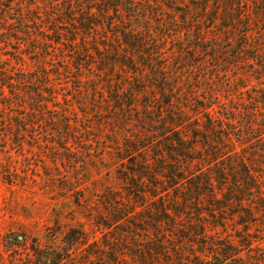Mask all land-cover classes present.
Returning a JSON list of instances; mask_svg holds the SVG:
<instances>
[{
  "label": "rangeland",
  "instance_id": "1",
  "mask_svg": "<svg viewBox=\"0 0 264 264\" xmlns=\"http://www.w3.org/2000/svg\"><path fill=\"white\" fill-rule=\"evenodd\" d=\"M11 82L30 94L45 83L57 122L53 112L39 114L38 124L8 134L4 124L29 110L17 97L11 108L2 104ZM205 111L247 131L252 124L237 150L264 185V0H0V264L63 245L74 228L89 236L70 249L71 264H89V244L114 236L136 261L131 251L147 238L121 232L110 213L115 201L137 211L146 204L128 196L122 177L132 178L141 153L152 163L164 149L151 125L192 138L196 118L204 130ZM190 211L177 227L194 221ZM225 214L224 229L203 213L208 233L238 243L249 227L257 239L229 264H264V209L255 222L241 223L236 205Z\"/></svg>",
  "mask_w": 264,
  "mask_h": 264
},
{
  "label": "trees",
  "instance_id": "2",
  "mask_svg": "<svg viewBox=\"0 0 264 264\" xmlns=\"http://www.w3.org/2000/svg\"><path fill=\"white\" fill-rule=\"evenodd\" d=\"M6 85L11 97H1L2 104L5 103L7 108H11L14 105L13 99L17 97L29 107L25 115L18 116L16 123L4 124L8 134L13 132V128L26 130L28 124H38L39 114L43 118L47 113L53 112L50 120L57 122L54 115L56 110L47 109V102L53 103L54 96L52 93L48 97L44 96L43 89L47 88L44 87L45 83H40L34 94L27 90H16L12 82ZM203 116L206 118L204 130L202 132L198 128L200 122L196 118L193 122L196 128L192 131V138L176 127L162 130L164 127L161 125H151L149 130L154 134L157 130L161 136H165L164 149L161 153H155L152 163L146 154L141 153L142 161L133 169L132 178L122 177L131 185L127 189L128 196H133L141 206H148L145 205L142 211H137L136 206H131L128 202L115 201L120 206L117 205L115 211L110 213L114 223L121 220L117 225L121 232H132L138 237L141 235L147 238L144 248L131 251L139 261H128L126 252L119 247L120 237L114 236L111 240L104 239L102 247L95 246L98 241L89 244L86 254L82 256L89 264H157L159 257H162L165 264H229V260L233 258L242 260L241 246L252 250V244L257 239L248 232L249 227H245L246 234L239 235L237 243L231 235L220 238L219 232L208 233V225L205 223L208 218L203 215L204 212L209 214L212 227L222 226L225 229V213L234 205L242 213L239 216L241 223L255 222V212L264 209L263 181L260 175H255L254 172L258 171L250 167L237 150L246 143L248 137L251 138L252 131L249 130H253L250 128L252 124L247 125V131L240 123L235 124L230 115L216 117L205 111ZM28 117L33 118V121L28 123ZM169 119L171 121L173 118ZM172 122H176L177 126L180 124L178 121ZM68 125L66 121L64 126ZM168 132L171 133L166 135ZM257 136L260 137L256 135L254 138ZM199 142L201 147L197 145ZM241 149L244 150L243 147ZM193 165L196 169H191ZM170 188L173 190L172 195ZM256 198L260 200L258 203ZM190 209L198 212L194 221L188 220L191 222L188 227L184 224L177 227L182 221L177 223L178 219L183 215L189 217ZM103 226L110 225L103 223ZM88 236L75 228L70 229L62 240L63 245H55L53 249H34L30 256L32 258L29 257L23 264H71L73 258L70 257V249L78 246L79 242H87ZM171 236H175L176 240L171 239ZM136 243L138 246L142 245L138 241Z\"/></svg>",
  "mask_w": 264,
  "mask_h": 264
}]
</instances>
